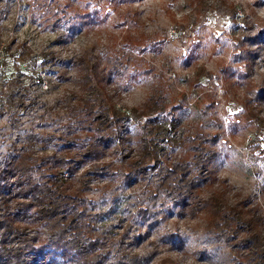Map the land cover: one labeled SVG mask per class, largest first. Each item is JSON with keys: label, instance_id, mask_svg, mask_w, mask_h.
<instances>
[{"label": "rangeland", "instance_id": "obj_1", "mask_svg": "<svg viewBox=\"0 0 264 264\" xmlns=\"http://www.w3.org/2000/svg\"><path fill=\"white\" fill-rule=\"evenodd\" d=\"M50 1L64 10L54 27L30 15L29 0H0V165L31 131L61 135L59 120L77 109L84 93L78 59L86 54L103 71L117 107L139 108L158 97L177 108L173 124L168 121L171 139L214 138L206 182L181 214L143 200L158 182L152 173L126 184L112 173L85 177V165L68 178L89 185L96 234L109 252L104 264H117L122 250L137 255L130 264L164 258L172 264H264V0ZM22 43L32 51L27 64L34 84L23 86L19 74L6 89L13 52ZM45 55L48 63L41 66ZM41 113L49 118L40 120ZM122 132L128 140L102 154L113 168L140 148L136 122ZM55 143L39 140L32 149L51 155ZM179 151L165 146L161 153L175 160ZM211 200L242 218L229 230H210L204 207ZM22 224L29 233L43 231ZM247 236L254 238L244 244ZM40 264L70 263L51 256Z\"/></svg>", "mask_w": 264, "mask_h": 264}, {"label": "trees", "instance_id": "obj_2", "mask_svg": "<svg viewBox=\"0 0 264 264\" xmlns=\"http://www.w3.org/2000/svg\"><path fill=\"white\" fill-rule=\"evenodd\" d=\"M28 9L31 16L41 15L42 22L51 27L57 25L64 12L60 2L49 0H29ZM1 13L4 14L3 11ZM14 52V70L3 83L7 89L10 83L19 80L18 75L21 74V84L30 87L35 81L34 72L27 64L32 51L22 43ZM47 56L41 66L48 63ZM21 64L26 65L24 69ZM78 64L82 70L84 93L79 98L77 109L59 120L63 122L60 124L61 135L31 131L25 143L13 148L1 161L0 264H40L51 256H58L70 264L106 263L109 252L104 251L105 245L96 234L98 215L92 212V200L87 196L89 185L80 180L75 184L68 179L85 165L89 166L83 170L85 177L112 173L126 184L146 173L154 174L158 182L143 200L152 205L161 201L165 208L176 207L180 214L206 182L205 172L212 161V136L206 140L189 137L186 144L171 139L169 134L173 126L168 121L173 124L175 106L169 108L160 98L151 97L142 107L121 109L107 96L104 74L97 61L83 54ZM4 65L5 61L0 60V75ZM37 118L44 120L49 117L41 113ZM128 121L140 126V148L135 155L122 157L123 163L119 168H113L111 163L101 161L102 154L105 149L115 148L117 143L128 140L122 135ZM261 133L258 128L257 137ZM39 140L42 144L55 140V152L51 155L36 154L32 148ZM162 142L165 145H161ZM165 146L172 151L180 150L177 159L169 160L162 155ZM13 202L14 211L10 210ZM204 208L207 226L213 231L229 230L237 224L236 220L242 218L237 209L222 206L216 200L209 201ZM140 211L145 213L150 208ZM23 221L42 227L43 231L29 233ZM253 238L247 236L244 244ZM116 258L117 264L136 263L138 259L136 254L124 250ZM260 258L264 260V254ZM160 264L172 263L169 258H164Z\"/></svg>", "mask_w": 264, "mask_h": 264}]
</instances>
